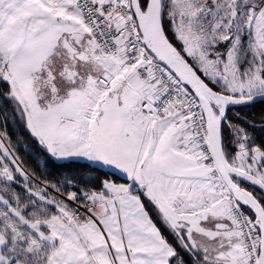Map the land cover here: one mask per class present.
<instances>
[{
    "label": "snow or ice",
    "instance_id": "6c2138e0",
    "mask_svg": "<svg viewBox=\"0 0 264 264\" xmlns=\"http://www.w3.org/2000/svg\"><path fill=\"white\" fill-rule=\"evenodd\" d=\"M0 264H264V0H0Z\"/></svg>",
    "mask_w": 264,
    "mask_h": 264
}]
</instances>
